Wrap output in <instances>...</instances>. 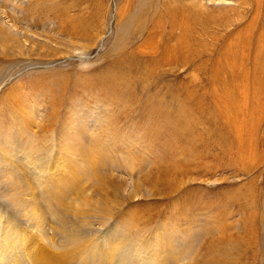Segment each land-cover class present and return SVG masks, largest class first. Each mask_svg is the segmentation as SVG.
I'll list each match as a JSON object with an SVG mask.
<instances>
[{"label": "rangeland", "instance_id": "rangeland-1", "mask_svg": "<svg viewBox=\"0 0 264 264\" xmlns=\"http://www.w3.org/2000/svg\"><path fill=\"white\" fill-rule=\"evenodd\" d=\"M46 3L0 0V264H264V0H168L137 67L128 0Z\"/></svg>", "mask_w": 264, "mask_h": 264}, {"label": "bare ground", "instance_id": "bare-ground-1", "mask_svg": "<svg viewBox=\"0 0 264 264\" xmlns=\"http://www.w3.org/2000/svg\"><path fill=\"white\" fill-rule=\"evenodd\" d=\"M35 1H36V5L34 8L37 11H44V13L47 12L48 14L52 11L57 12V10L58 11L59 10L65 11L64 9L66 8L65 6H62L63 8H56V7H54L56 4H53V3L52 4L54 6L48 5L46 3L48 0H35ZM128 1H129V5L128 4L127 5H128V7L130 6V8H127V10H126L125 5L124 6L122 5L123 7L121 8V12L127 11L128 17H127V19H123L122 22L119 24V27L117 30V45H118V47L121 48L122 44L126 41V39H127L126 34L129 32L128 28H132V25H130V24L135 25L133 30L132 31L130 30V32L132 33V36L138 35L140 37L143 34L146 36L144 42L140 46H138L136 49L133 50V49L129 48V46L125 45L122 47V52H119V53H121V55H119L120 58L122 59L121 62L129 63L130 65L137 67L136 52L139 50V48L145 47V45H147V44L153 45V40L156 39L158 37V35L161 34L162 32L165 33L164 38L166 41H168V39L171 36L167 35V30H165L164 28L166 26L169 28H175L178 24H181V26H184V28H185V22L187 20V17H189V15H188V9L185 8L184 5H183L182 9L181 8H175L170 3H168V0H128ZM170 32H171V30H170ZM6 39H7V37H4L1 39V41H5ZM134 39H136V38H134ZM4 43L6 44V42H4ZM134 45L135 44L133 42L130 47H132V46L134 47ZM156 47H157V45L155 46V48ZM164 49L165 50H172L173 47H169V48L166 47ZM175 49L177 51H179L178 46ZM167 55L168 56H166V58L169 60V58H171L170 57L171 55H169V54H167ZM180 57L183 58V61L187 60V59H185L184 55L182 56V54ZM120 74H121L120 76L112 77V76H107L106 72L103 73L102 80H105V84H104L105 87H106V79H110L108 81V84H111L113 86L116 84L117 79H120V77L123 76V72ZM126 74L127 73L125 72V76H127ZM188 114H189L188 110H186V111L179 110L178 111V117L175 121L176 126L182 127V130L186 131V133H183V135L187 134V128H185L183 125L190 121V120H188V117H189ZM181 136H182V134H181ZM223 256L227 257V256H229V253H225V250H221L220 253H213L211 259L208 260V262L206 261L205 264H224V260L221 259ZM49 263L52 264L51 262H49Z\"/></svg>", "mask_w": 264, "mask_h": 264}]
</instances>
